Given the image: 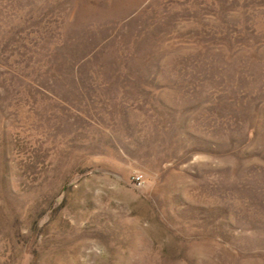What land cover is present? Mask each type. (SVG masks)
Returning a JSON list of instances; mask_svg holds the SVG:
<instances>
[{
  "label": "rangeland",
  "instance_id": "374dc122",
  "mask_svg": "<svg viewBox=\"0 0 264 264\" xmlns=\"http://www.w3.org/2000/svg\"><path fill=\"white\" fill-rule=\"evenodd\" d=\"M0 264H264V0H0Z\"/></svg>",
  "mask_w": 264,
  "mask_h": 264
}]
</instances>
